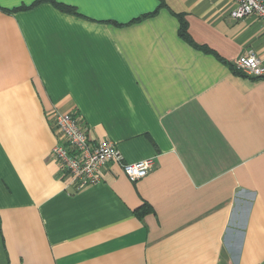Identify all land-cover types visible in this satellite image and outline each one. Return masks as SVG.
<instances>
[{
  "label": "crops",
  "instance_id": "1",
  "mask_svg": "<svg viewBox=\"0 0 264 264\" xmlns=\"http://www.w3.org/2000/svg\"><path fill=\"white\" fill-rule=\"evenodd\" d=\"M0 0V264H264V25L231 0ZM32 5V6H31ZM26 7L21 8L20 7ZM123 162L76 190L52 111ZM63 141H61L62 143Z\"/></svg>",
  "mask_w": 264,
  "mask_h": 264
},
{
  "label": "built area",
  "instance_id": "2",
  "mask_svg": "<svg viewBox=\"0 0 264 264\" xmlns=\"http://www.w3.org/2000/svg\"><path fill=\"white\" fill-rule=\"evenodd\" d=\"M231 2L234 8L230 11V17L240 19L255 15L264 25V0ZM231 64L246 77H264V65L253 52L244 53ZM51 116L60 142L50 149V155L58 170L67 176L68 183L76 190L100 182L103 169L111 162L117 164L126 178L134 184L146 177L155 166L153 158L133 163L123 162L119 152L110 142L91 144L86 131L78 126L71 114L54 110Z\"/></svg>",
  "mask_w": 264,
  "mask_h": 264
},
{
  "label": "trees",
  "instance_id": "3",
  "mask_svg": "<svg viewBox=\"0 0 264 264\" xmlns=\"http://www.w3.org/2000/svg\"><path fill=\"white\" fill-rule=\"evenodd\" d=\"M158 1H159V4H158L157 8L155 9V11H153L151 13H147V14L141 15L140 17H138V18H136V19L128 22V24L129 23H134V22H140V21H142V20H144L146 18L152 17V16L154 17V15L158 12L159 8H166V5L163 3L162 0H158ZM42 2H51L58 9H60L62 12L76 14V11L73 9V7H70V6H67V5H64V4L56 3L53 0H36L32 5H36V4H39V3H42ZM21 8H25L26 9V7H24V6L23 7H20V9ZM172 14L175 15V17L177 18V20L179 22L178 36L182 40H184L187 44H189L193 48H195V49H197V50H199V51H201L203 53L214 55L219 61H221L223 64H225L232 71L233 74L240 75V76H244L239 71H237L236 69H234V67L232 66L231 63L222 60L220 57L217 56L216 53H214L208 47L203 46V45H198L195 42H193L192 41V38L189 36V34H188L187 30H186L187 29V23L185 22L184 17H182L183 15H181V14H174V13H172Z\"/></svg>",
  "mask_w": 264,
  "mask_h": 264
}]
</instances>
